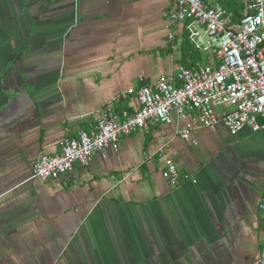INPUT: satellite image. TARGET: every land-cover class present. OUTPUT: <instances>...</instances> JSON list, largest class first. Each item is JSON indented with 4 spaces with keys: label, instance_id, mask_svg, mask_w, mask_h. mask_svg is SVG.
I'll list each match as a JSON object with an SVG mask.
<instances>
[{
    "label": "crops",
    "instance_id": "crops-1",
    "mask_svg": "<svg viewBox=\"0 0 264 264\" xmlns=\"http://www.w3.org/2000/svg\"><path fill=\"white\" fill-rule=\"evenodd\" d=\"M204 2L248 12L247 0ZM174 10L170 0H0V264H257L262 131L220 123L186 141L173 114L87 167L32 178L105 106L132 114L140 87L174 78L188 41L167 20ZM167 159L196 183L169 186Z\"/></svg>",
    "mask_w": 264,
    "mask_h": 264
},
{
    "label": "built area",
    "instance_id": "built-area-1",
    "mask_svg": "<svg viewBox=\"0 0 264 264\" xmlns=\"http://www.w3.org/2000/svg\"><path fill=\"white\" fill-rule=\"evenodd\" d=\"M175 10L167 15L170 24L183 27L194 50L209 57L207 63L193 67L180 65L174 78L162 77L153 86L136 92L138 110L117 112L111 104L99 113L96 125L64 139L58 153L41 157L34 165L32 178L54 181L75 165L87 167L96 153L119 138L150 125H170L172 115L184 120L179 132L191 140L195 129L222 124L231 134L244 129L264 132V0H247L248 12L240 19L204 0H170ZM175 33L170 31L169 40ZM231 111L219 116L216 107ZM162 177L172 187L194 179H181L175 163L165 161ZM262 219L261 251L257 264H264V194L260 204Z\"/></svg>",
    "mask_w": 264,
    "mask_h": 264
},
{
    "label": "trees",
    "instance_id": "trees-1",
    "mask_svg": "<svg viewBox=\"0 0 264 264\" xmlns=\"http://www.w3.org/2000/svg\"><path fill=\"white\" fill-rule=\"evenodd\" d=\"M183 56L185 57V61H182V65L185 67H193L196 64L202 62L203 56L198 51L194 50L190 43H186L184 46Z\"/></svg>",
    "mask_w": 264,
    "mask_h": 264
},
{
    "label": "rangeland",
    "instance_id": "rangeland-1",
    "mask_svg": "<svg viewBox=\"0 0 264 264\" xmlns=\"http://www.w3.org/2000/svg\"><path fill=\"white\" fill-rule=\"evenodd\" d=\"M203 55H204V54H202V56H203ZM204 56H205V55H204ZM202 63H205V60H203Z\"/></svg>",
    "mask_w": 264,
    "mask_h": 264
}]
</instances>
